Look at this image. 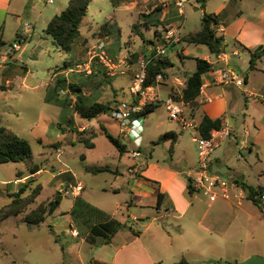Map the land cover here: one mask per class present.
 Listing matches in <instances>:
<instances>
[{"label": "crops", "instance_id": "1", "mask_svg": "<svg viewBox=\"0 0 264 264\" xmlns=\"http://www.w3.org/2000/svg\"><path fill=\"white\" fill-rule=\"evenodd\" d=\"M144 1L143 6L145 8L150 6L151 9L145 12L138 9L135 12L137 16L134 25L140 22L142 13H149L156 9L155 7L160 9L156 17L164 23V26L183 23L179 40L169 46L165 54L157 56L166 57L171 62V65H167L164 69L165 75L153 87V92L164 99L170 96L171 92L180 94L185 87L187 74L196 68L195 58L200 56L192 53L189 46L195 45V50L201 53L202 50L199 46L205 45L187 43L181 41V38L188 33L198 31L201 18L193 31H183L186 20L185 14L179 16L171 0H164L163 6H157L156 0ZM130 3L126 4L129 10L134 11L136 4L132 7ZM248 3H254L250 11L245 9ZM117 5L114 6L117 7ZM2 9L15 11L13 0H0V10ZM212 13L218 14L219 22L216 25V31L218 35L223 36L221 51L216 54L208 49L209 54L200 57L206 59L212 66L202 76V86L195 100L196 105L191 107L188 103L180 101L184 104L187 117L192 118L197 126L204 115L212 119L222 118V128L212 130L218 141V146L211 154L213 170L222 178L226 176L229 180H243L254 187H262V192H264V104L257 96L264 93V55L257 61L255 69H249L250 50L264 44V1L223 0ZM24 24L21 31L17 33V41H20V46L32 30V26L28 23L31 28L24 35ZM164 26L151 25L150 27L139 26L137 28L142 34L143 29L149 32L153 28V33L143 35V38L138 33L133 35L136 38L140 37L142 42L149 43L145 46L148 52L144 51V59H147L146 56L150 53H154L155 46L162 42L159 37ZM2 34V27L0 26V39L3 41ZM87 37L80 31L78 43L81 39L87 45ZM105 40L102 41L106 44L108 53L113 56L116 51H113ZM151 44H155V46ZM25 46L14 51L12 48L6 52L0 51V60L4 63L3 66L0 65V72L6 79L5 85H12L13 81L20 79L22 86L28 79L29 69L25 64L21 65L23 71L21 75L17 73L12 64L13 60H20ZM17 51L19 53L16 56ZM175 54L181 59V67L175 68L170 58ZM186 59L194 60L193 69L186 67L184 61ZM65 62L69 64L68 66L65 65L66 69L64 70L67 75L71 73L72 65L77 61L72 63L70 60H66ZM223 71L235 73L243 80V85L237 86L234 83L225 82L221 77ZM133 75L134 73H131V82ZM176 79L182 81L183 86L178 85ZM52 86H54V80L46 83L45 94ZM246 91L252 95H248ZM50 93L53 94V91ZM130 96L132 95L130 94ZM114 99L120 103L125 100L122 97L118 98V96ZM135 99L137 100L135 96H132V101ZM45 102L47 101L45 100ZM47 103L61 106L53 102ZM153 104H158V102H153ZM158 109L157 105L153 111L140 117L144 121ZM99 117L100 115L94 118L99 122V129L102 133L103 129L108 131L105 123ZM149 119L153 121L152 124L156 130L155 135H148L146 139L150 141L152 146L145 154H142L138 146L140 155L133 156L131 150L124 143L127 148L125 153L130 155L132 161L123 164L125 167L121 169L118 166L110 168L108 171L113 173L114 179L109 184H102L96 188L104 194L112 193L115 197L122 195L119 200L114 199V203L108 202L110 200L105 196H97L95 200L91 199L92 191H88V189L92 188L87 187L85 178L79 177L80 175L78 176L70 168H63L60 165L57 169L51 165L52 169L56 171L53 176L59 178L53 197L57 192L60 193L61 189H70L77 184L82 186L80 191L71 194L72 201L68 209L60 211L61 214L64 212L68 214L72 237L80 238L65 245L69 253L72 254L73 249L77 250L83 242L88 243L85 240V236L88 234V225L102 221L105 216H110L125 222L132 228L134 224H138V227L133 228L137 233L126 234L125 229L127 228L117 231L112 236L110 243L100 244L110 247V252L105 257L93 258L90 263L173 264L184 257L190 264H234L233 262L239 264L252 256L264 258V200H261L260 205H256L247 198L246 193L237 183L235 187L229 189L230 198L228 199L220 197L214 201H209L193 189L192 193H189L187 170L195 167L198 159L197 142L194 139V134L191 130L183 127L180 122L171 120L169 117V122H163L157 118L155 120ZM118 124L119 129L116 135L111 134L118 137L120 141L121 138H129L128 129L122 128L119 122ZM152 124L148 123L147 129ZM78 129L82 130L83 127ZM145 129L142 123V132ZM223 129H228L229 135L217 133ZM161 136L164 138L155 145L154 142ZM89 138L94 143V147L87 148L84 146L88 150L80 154L84 160L88 158L91 150L96 148L94 137L90 136ZM77 140L79 141V138ZM141 141H143L142 135L139 145H141ZM73 142V140L70 141V143ZM131 142L134 145L136 143L133 139ZM60 146L52 147L53 152L50 151L52 160H48L49 164H52L53 158L59 161ZM124 154L120 155L115 150L112 151V156H117L119 162L124 159ZM86 167L91 166H84L85 174H82L84 177L87 173H92L87 171ZM42 171L41 167L32 175H29L28 172L23 174L22 171H18L22 177L17 178L16 176L15 181L25 182L26 179H34ZM92 174L95 175V173ZM159 193L161 196L158 199ZM61 196L59 205L51 215L60 210L63 198L69 195L61 194ZM77 196L103 213L97 214L90 224L73 220L69 212ZM144 230L147 231L145 236ZM114 241L117 243L114 244ZM155 242L162 243L159 253L153 249Z\"/></svg>", "mask_w": 264, "mask_h": 264}, {"label": "rangeland", "instance_id": "2", "mask_svg": "<svg viewBox=\"0 0 264 264\" xmlns=\"http://www.w3.org/2000/svg\"><path fill=\"white\" fill-rule=\"evenodd\" d=\"M163 1L156 0L155 3L157 6H162L161 2ZM221 1L223 0H187L184 5L186 20L183 31H193L203 12H215ZM13 2L15 11L0 10L2 39L5 42L0 46V51H9L12 43L17 41L16 34L21 31L22 25L29 23L32 30L21 43L20 48L26 45L22 56L19 61H12L19 75L23 74L21 65L25 64L29 69V76L22 86L20 79L13 81L12 85H5L6 79L0 72V85L6 86H0V118L3 125L27 139L33 153V162L38 164L43 171L32 179L30 184V187L37 184L42 187L36 200L27 205L22 213L0 220V264H92L90 261H93V258L105 257L110 252V247L83 242L77 250L73 249L72 254L66 249L65 245L80 239L71 235L68 214L60 213V211H66L71 204V194L63 198L59 211L54 215L46 214L44 221L39 225L27 224L24 217L40 202L46 203L53 197L59 178L53 176L56 171L52 169V166L57 169L60 165L63 168H70L78 176L80 175L79 177L85 178L87 187L92 188L88 191H92L91 199L93 200L97 196H105L109 198L108 202L114 203V199L119 200L122 197V195L115 197L112 193L104 194L96 189L102 184H109L114 179L113 173L102 171L95 175L92 173H87L85 177L82 175L85 174L83 170L85 165H107L109 168L118 166L121 169L125 167L123 164H128L132 159L126 153L124 161L120 162L117 156H112L113 150L117 152L116 148L99 129L98 120H88L79 116L74 108L75 95L67 87V83L83 84L81 88L86 103L93 100L112 102L117 96L124 98L125 102H131L132 96L129 93L131 73L138 70L144 59L145 46L149 44L142 42L140 37L133 36L138 31L133 24L137 16L135 12L138 9L145 12L151 7L145 8L144 0H116L119 3L117 7L114 6L112 0H90L80 26L81 33L88 36L87 45L81 39L79 43L75 41L71 52L66 54L53 43L52 37L45 32V27L52 15L67 7L69 0H13ZM128 2H131L130 6L132 7L136 4L134 11L129 10L126 4ZM202 4L203 6H201ZM253 4L248 3L246 11H250ZM109 20L110 22H107ZM106 22L107 25H105ZM152 33L153 28L149 32L143 29L145 36ZM99 39H106V43L113 51H116L113 56L109 55L116 60L123 59L124 63L114 69L112 75L107 70L106 72L105 69L102 70V67L100 69L96 62L88 74L84 71H71L66 75L64 72L65 61L84 62L89 46L95 44ZM151 45L155 46V44ZM199 47L202 50L201 53L195 50V45H190L189 49L200 57L209 54L206 46ZM146 51L148 52V50ZM18 53L19 51L15 55L17 56ZM170 58L175 68L181 67V59L176 54ZM184 61L188 69H193L194 60L186 59ZM0 65H4L1 60ZM120 70L123 72L119 73ZM58 79H61V83L63 80L66 81L63 86L65 88H59L58 91L62 98L65 97L68 100L69 104L66 107L48 104L44 99L46 83L54 80L56 84ZM41 81L43 82L40 85ZM53 95L55 94L53 93ZM157 105L159 108L157 112L144 121L141 120L146 128L141 132L143 141H141L139 149L142 154H145L152 146L150 141L146 140L147 136L155 135L156 131L152 124L153 121H150L149 118L169 122L163 102L158 101ZM99 118L105 123L108 131L116 135L119 129L118 121L110 113L101 114ZM148 123L152 126L147 129ZM79 127H83V129L79 130ZM79 136H91L96 141V148L91 150L86 160L80 154L88 150L77 140ZM129 138H121V141L127 145L129 150L136 149L138 144H132V137ZM71 140L74 142L70 143ZM57 145H61L59 161L53 158L52 164H49L48 160H52L50 151L53 152L52 147ZM54 155L53 157H55ZM18 171H22L23 174L27 173L23 162L0 164V209H4L8 205L11 200L9 193L16 191L22 183L15 181ZM223 179L229 180L226 176ZM28 192L29 189L26 193ZM138 226V224H134L133 228ZM125 230L126 234L133 232L128 228ZM144 232L145 236L147 231L144 230ZM115 243L117 242L114 241ZM161 245L162 243L155 242L153 249L159 253Z\"/></svg>", "mask_w": 264, "mask_h": 264}, {"label": "trees", "instance_id": "3", "mask_svg": "<svg viewBox=\"0 0 264 264\" xmlns=\"http://www.w3.org/2000/svg\"><path fill=\"white\" fill-rule=\"evenodd\" d=\"M112 1L114 5H117L116 0ZM89 3L90 0H69L67 7L59 13L54 14L48 21L45 32L52 37L53 43L63 53H70L74 42L79 39L80 26L82 19L87 12ZM201 6H203V4ZM159 10V8H156L149 13H142L140 16V22L134 26L136 28L139 26L150 27L151 25L164 26V23L156 17ZM218 22V14L206 13L204 11L201 17L200 29L194 33H188L187 35H184L181 38V41L193 44H203L207 46L212 53H219L221 51L223 36L217 34L216 25ZM105 25H107V22ZM137 33L141 36V38H143V34L140 31ZM16 39H18V34H16ZM159 39L161 38L159 37ZM3 44H5V42L0 39V46ZM153 54L154 53L152 52L146 56V58H149L150 60L146 65V78L143 83L144 87L155 86L158 83L156 76L160 74L161 77H163V75H165L164 69L167 67V65H171V62L166 57L153 58ZM263 55L264 44L250 50V70L256 68L257 61ZM195 60L196 68L194 71L187 74L185 87L182 89V92L180 94L176 92H171L169 94L171 97L179 101L182 100L183 102L188 103L191 107L196 105L195 100L200 93L203 74L210 70L212 66V64L206 59L196 57ZM95 62L92 63V67L94 66ZM96 64L98 63L96 62ZM65 65L68 66L69 64L65 62ZM102 70L104 69L102 68ZM82 85L83 84H71L70 82L67 83V87H69L75 95L74 108L81 118L91 120L101 114L110 113V111L120 103L117 99H113L112 102L93 100L86 103L81 88ZM59 88H65L62 86L61 79H58V82L56 84L54 83V86L47 90L45 100L47 102L59 104L62 107H66L67 104H69L68 100L65 97L62 98L59 95ZM51 91H53L55 95L51 94ZM134 101L135 103L137 102L136 99ZM156 106L157 104L147 103L138 112H134L133 116L145 115L153 111ZM221 128L222 118L212 119L207 115L202 117L197 126L199 134L205 138L210 137L212 130H219ZM103 134L116 148L120 155L127 152L126 145L122 143L118 137L113 136L105 129H103ZM163 138L164 136L159 137L154 142V144H158ZM79 142H82L87 148L94 147V143L89 137L80 136ZM7 162H23L29 175L36 173L40 168L38 164L33 162V153L27 139L19 136L11 129L3 125L0 118V164ZM86 170L92 173H98L102 171H108L110 168L108 166H91L86 167ZM16 176L17 178H21L22 174L17 172ZM32 179L33 178H29L25 182H22L16 191L9 193L11 200L4 209H0V220L22 213L27 205L33 203L36 200L42 187L40 184L30 187ZM235 181L244 190L248 199H250L256 205H260L261 199L258 196L263 191L262 187H254L243 180L235 179ZM187 187L188 192L192 193V187L190 186L189 182ZM28 189L29 192L26 193ZM160 196L161 193L158 194V199ZM61 199V194L57 192L52 199L48 200V202H40L35 209L31 210V212H29L24 217V221L29 225H39L44 221L46 214L51 215L54 212ZM69 213L73 220L90 224L91 221L93 222V218L96 217L97 214H102L103 212L84 201L80 196H77ZM124 228L132 230L135 234L137 233L130 225L126 224L125 222H121L114 217L105 216L102 221L92 223L90 226L88 225V234L85 236V240L88 243L94 245L108 244L110 243L112 236L117 231ZM217 262H220V260H217ZM233 263L238 264L237 262ZM92 264L105 263L92 262ZM173 264L190 263L184 257H181Z\"/></svg>", "mask_w": 264, "mask_h": 264}, {"label": "built area", "instance_id": "4", "mask_svg": "<svg viewBox=\"0 0 264 264\" xmlns=\"http://www.w3.org/2000/svg\"><path fill=\"white\" fill-rule=\"evenodd\" d=\"M177 10L179 16H184V5L187 0H171ZM162 6L164 2L161 3ZM25 32L27 34L30 30L28 23L24 24ZM183 29V23L179 25L167 24L162 28L160 38L161 43H158L154 48L153 57L161 56L165 54L167 48L179 40ZM12 50H18L20 48V41H15L11 45ZM149 58L143 59L140 63L138 70L132 77V82L129 86V93L137 98V102H121L115 106L110 114L115 118L122 128L128 129L129 137H132L139 146L142 132V118L140 116H133L134 112H138L145 104L162 101L167 111L168 117L171 120H175L181 123V125L194 134V139L197 142V165L187 170L188 182L192 189L202 194L209 201H214L217 198H230L229 189L236 186V181L223 179L212 168L211 154L213 150L218 146V141L215 138L216 135L211 132L210 137H202L192 118H188L185 114L183 102L168 96L166 98H160L158 94L153 92L154 86H143L146 78V65L149 62ZM97 62L103 69L107 70L109 74H113L112 71L121 64L124 63L123 59L117 60L112 58L106 48V44L102 40H98L95 44L89 46L87 51V57L84 62L76 63L72 67V71H84L87 74L91 72L93 62ZM123 72L120 70L119 73ZM221 77L225 82L234 83L237 86L243 85V80L239 78L235 73L229 71H223ZM157 80H161V75L156 76ZM178 85L183 86V82L176 79ZM246 93L252 95L250 92ZM259 100L264 104V93L257 95ZM219 135H229L228 129L217 131ZM136 149L131 150L133 156H139L140 152ZM82 186L77 184L69 188L60 190L63 195H70L77 191H80ZM261 200H264V192L258 196Z\"/></svg>", "mask_w": 264, "mask_h": 264}, {"label": "water", "instance_id": "5", "mask_svg": "<svg viewBox=\"0 0 264 264\" xmlns=\"http://www.w3.org/2000/svg\"><path fill=\"white\" fill-rule=\"evenodd\" d=\"M65 84H66V81L63 80L62 86H65ZM239 264H264V258L252 256V257L247 258L243 262H240Z\"/></svg>", "mask_w": 264, "mask_h": 264}]
</instances>
